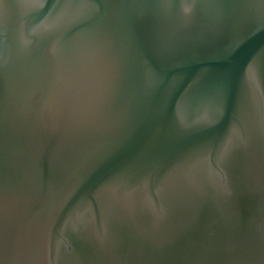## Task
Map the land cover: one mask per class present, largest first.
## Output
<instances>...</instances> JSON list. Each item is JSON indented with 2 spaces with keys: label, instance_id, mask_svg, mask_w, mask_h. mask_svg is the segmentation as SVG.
I'll list each match as a JSON object with an SVG mask.
<instances>
[{
  "label": "water",
  "instance_id": "obj_1",
  "mask_svg": "<svg viewBox=\"0 0 264 264\" xmlns=\"http://www.w3.org/2000/svg\"><path fill=\"white\" fill-rule=\"evenodd\" d=\"M0 264H264V0H0Z\"/></svg>",
  "mask_w": 264,
  "mask_h": 264
}]
</instances>
